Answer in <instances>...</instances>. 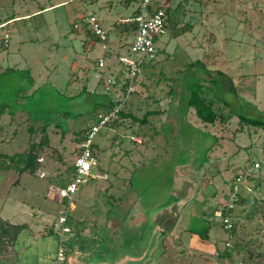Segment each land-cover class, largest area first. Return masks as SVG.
Wrapping results in <instances>:
<instances>
[{
	"label": "rangeland",
	"instance_id": "obj_1",
	"mask_svg": "<svg viewBox=\"0 0 264 264\" xmlns=\"http://www.w3.org/2000/svg\"><path fill=\"white\" fill-rule=\"evenodd\" d=\"M140 2L0 0V162L23 165L18 159L32 145L39 162L34 173L0 166V216L27 225L16 243L7 241L2 264H54L58 215L69 204L60 188L71 180L84 133L110 110L107 77L124 84L127 68L119 55H132L135 32L123 19L133 17ZM158 7L166 10V23L156 53L140 56L128 101L139 118L149 108L162 111L147 124L128 119L116 128L117 113L95 134L98 163L74 194L61 264L230 263L190 247L185 229L204 235L211 226V241L224 248L232 238L215 212L228 201L238 173L255 161L264 164V128L241 121L242 115L264 120V0H152L149 11ZM87 12L106 40L81 18ZM226 80L234 91L226 90ZM193 96L212 101L227 118L202 122L188 104ZM139 135L144 144L133 140ZM209 181L215 194L206 188ZM184 191L189 202L161 256L167 231H159L155 212ZM240 193L256 218H247L249 229L256 227L250 242L262 240L264 175L245 178ZM83 205L99 215L97 222L78 221ZM178 237L181 246L173 240Z\"/></svg>",
	"mask_w": 264,
	"mask_h": 264
},
{
	"label": "built area",
	"instance_id": "obj_2",
	"mask_svg": "<svg viewBox=\"0 0 264 264\" xmlns=\"http://www.w3.org/2000/svg\"><path fill=\"white\" fill-rule=\"evenodd\" d=\"M152 0H141L138 9L133 17L123 19V22L132 23L134 25V37L130 43L132 55H119V60L126 66L127 73L125 75L124 84L119 87L116 77H107L108 87L112 90L111 98L113 105L110 106L109 112L104 115L97 124L87 130L80 144L79 152L76 156L73 165V173L71 180L60 188V195L69 199V204L59 212L58 215V249L54 260V264H61L65 259L67 246L65 244V236L72 231L71 224L69 223V213L74 204V194L76 193L79 185L88 181L92 176V168L98 163L95 150H94V136L99 129L106 125L120 110L123 109L128 102V98L135 90L134 81L141 71L143 60L141 55L153 56L157 51L156 37L165 26L166 10L163 8H156L149 11V5ZM81 18L92 24L96 34L102 39L106 40L107 35L97 21V17L93 13H85ZM5 42H8L7 39ZM98 65L102 68L105 67L103 58H99ZM105 71V69H104ZM260 171L264 175V164L260 161H255L253 164L246 168L244 172H240L236 176V181L231 184V194L222 208L216 210L215 214L221 218L222 226L226 231L231 233L234 228V215L236 206L241 201L240 183L246 179H253L254 172ZM227 248L233 247V242L228 240L226 243Z\"/></svg>",
	"mask_w": 264,
	"mask_h": 264
},
{
	"label": "crops",
	"instance_id": "obj_3",
	"mask_svg": "<svg viewBox=\"0 0 264 264\" xmlns=\"http://www.w3.org/2000/svg\"><path fill=\"white\" fill-rule=\"evenodd\" d=\"M7 43L8 42H6V44ZM213 71H215V70H213ZM218 71L224 73L221 70H218ZM218 71H217V73H218V75H220V73ZM225 87H226V90L228 92H232L229 80L225 81ZM171 91L173 92V88ZM126 106H127L126 109H128L125 112L126 114H120V116L115 120V122H113V125H115L116 128L120 127L121 123L123 124V122L128 121V119H131L132 121H134L133 123L132 122L130 123V125H131V124L136 123L138 120L141 121L140 119L144 118L145 116H146V120H143L141 122L147 124L148 122L151 121L150 120L151 117L153 118V116H158L160 114V112L162 111L161 109L158 110V109L149 108V109H146L144 111L143 117L139 118L138 116H135V114L131 113L130 112L131 110H129V108L132 109V107H134L133 102L128 101ZM194 113L196 114V110ZM133 115H134L135 119H132ZM218 121L219 120H216L214 123H210V124H215ZM202 122L209 123V122H205L203 120H202ZM132 138H134V137L132 136ZM133 140L137 141L138 143H141V144L145 143V138H144V136H141V135L135 137V139H133ZM132 155H134V153H132ZM142 155H145V153L143 151H142ZM97 159H98V157H97ZM100 162H102V161H100ZM99 169L104 170V167L102 165H100ZM110 185L112 187V183ZM124 186L125 185H123V187ZM206 188H209V194H211V193L215 194L216 189H215L214 185L211 183V181H209ZM129 192H131V191H129ZM188 195H189L188 191H184L183 193H180L177 195L175 194L174 195L175 196L174 201H173L172 205L168 206L166 209H163L161 211L158 210L155 212V215H156V218L158 221L157 225H158L159 231H161V232L167 231V236H165V238L163 239V242H162L163 250H162L161 256H165L169 250L170 238H168V237H169V235L171 236V234L175 233V231H176L177 222H178V220L182 214V208L185 204L187 205L189 202L187 200ZM246 196L247 195L241 194V201L239 203V205H240L239 207H240L241 211L237 212L235 210L234 216H236L237 221L235 222V220H234L233 231L231 233H229V236H230V238H232V242H233L232 248H227L225 246L224 248L220 249V247H218L217 244H215L211 241V235H210L211 226L205 227L206 233H204V235H201L199 233V231L192 230L190 228L185 229L186 232H189V233H187V235L189 236V237H187L189 246L194 247V248H198V249H201L204 251H209V253L216 255L220 259H228L230 262L229 264H264V238H263V236H261V238H263L262 240H259V238H257V240L254 241L255 243L253 241L250 242V238L252 236L251 232H254L256 227L254 229H251V228L249 229V225L247 224V218H250V215H252L254 212L249 210L250 208L248 209V207L250 205V201H249L250 199H247ZM246 200H248V202ZM75 207H76L75 204H73L72 209H74ZM89 208L86 205L80 206L79 216H78V217H80V219H78V221L84 222V221H86V219L91 220V218H93L94 221H96V222L98 221V219L100 218L99 215L89 214V212H90ZM190 210H192V212L194 214L200 213L203 217L206 215L204 210L198 206H195V207L191 206ZM132 215H133L132 212L127 213L126 221ZM253 218H254L253 220L256 222L255 215L253 216ZM219 225L222 226V224H220V223H219ZM258 225L261 226V230H262L261 234H263L264 233V226L262 225V223L258 224ZM173 240L176 242V244L178 246H181V244L184 243V242H182V240L179 237H178L177 241L175 238H173ZM253 244L255 246L254 247L255 249H253Z\"/></svg>",
	"mask_w": 264,
	"mask_h": 264
},
{
	"label": "trees",
	"instance_id": "obj_4",
	"mask_svg": "<svg viewBox=\"0 0 264 264\" xmlns=\"http://www.w3.org/2000/svg\"><path fill=\"white\" fill-rule=\"evenodd\" d=\"M218 72L220 74H223L220 71ZM230 87H231V91H234V85L232 84V82L230 83ZM193 93H195V91H193ZM110 98L108 99V107L113 105L112 98L111 99ZM188 104L190 106L195 107L196 114L198 115L199 118H201L205 122L214 123L216 120L222 121L227 118V116H225L224 114H219L213 108L212 101L210 100L208 101L207 99L203 97L193 96L192 98L188 100ZM3 111H4V107L3 105H0V117ZM119 113L126 114L123 110H120ZM140 120L141 121L146 120V116ZM241 121L245 123L253 124V125H258L264 128V120H261V119L249 118L247 116L242 115ZM18 161L22 162L23 165H20V164L18 165L17 163L16 164L14 163L6 164L4 161H2L0 162V166L6 169L17 167L18 170L21 172L28 170L31 173H34L38 169V165H39L38 156L35 152L34 145H32L30 151L27 152L23 158H19ZM26 227L27 225L25 223H13L8 220H5L4 218L0 216V255H2L3 252L5 251V245L7 241L10 240L11 242H13V244L16 243L18 235ZM0 264H2L1 261H0Z\"/></svg>",
	"mask_w": 264,
	"mask_h": 264
}]
</instances>
